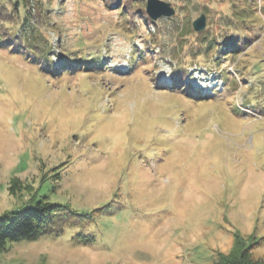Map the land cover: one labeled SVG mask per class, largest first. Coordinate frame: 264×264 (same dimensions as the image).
<instances>
[{
	"label": "rangeland",
	"instance_id": "1",
	"mask_svg": "<svg viewBox=\"0 0 264 264\" xmlns=\"http://www.w3.org/2000/svg\"><path fill=\"white\" fill-rule=\"evenodd\" d=\"M12 1L0 214L44 196L92 217L0 264H216L237 241L264 264V0H164L157 20L146 0H29L24 19Z\"/></svg>",
	"mask_w": 264,
	"mask_h": 264
},
{
	"label": "trees",
	"instance_id": "2",
	"mask_svg": "<svg viewBox=\"0 0 264 264\" xmlns=\"http://www.w3.org/2000/svg\"><path fill=\"white\" fill-rule=\"evenodd\" d=\"M231 2L233 6L241 5L244 9V5L239 0H231ZM12 6L18 15H21V19H24L26 12L29 13V0H13ZM142 13L148 17L146 12ZM29 42L33 44V40ZM33 45L35 46V44ZM211 45L212 42L210 41L207 48L209 49ZM32 49L33 47L30 45L25 48L26 51L31 50L33 52ZM35 53L36 56L47 57L45 53L43 54L40 51ZM231 53H234V51H231ZM42 197L44 196H36L33 200L22 204L21 207L4 211L0 214L1 250L8 243L22 240L32 241L45 235H60L65 225L72 222L78 223V226H81L88 220L91 221L90 217L92 216L89 211H80L71 207L68 203L47 201ZM75 237L78 240H82V242L90 241L93 239V234L76 232ZM250 249V246L242 245L237 241L229 253L219 255L216 264H257L258 261L251 258Z\"/></svg>",
	"mask_w": 264,
	"mask_h": 264
},
{
	"label": "water",
	"instance_id": "3",
	"mask_svg": "<svg viewBox=\"0 0 264 264\" xmlns=\"http://www.w3.org/2000/svg\"><path fill=\"white\" fill-rule=\"evenodd\" d=\"M145 9L149 17L153 20L159 17H171L175 13V9L171 3L164 0H146ZM205 25L206 16L203 12L192 21V27L195 31L203 30Z\"/></svg>",
	"mask_w": 264,
	"mask_h": 264
}]
</instances>
